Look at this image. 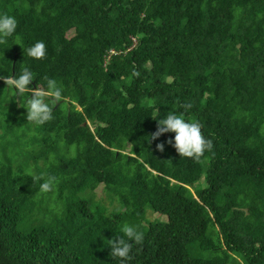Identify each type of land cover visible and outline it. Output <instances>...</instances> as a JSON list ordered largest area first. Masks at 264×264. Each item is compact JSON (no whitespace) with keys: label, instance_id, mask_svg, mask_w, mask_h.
<instances>
[{"label":"trees","instance_id":"trees-1","mask_svg":"<svg viewBox=\"0 0 264 264\" xmlns=\"http://www.w3.org/2000/svg\"><path fill=\"white\" fill-rule=\"evenodd\" d=\"M3 14L18 27L0 77L27 67L63 101L29 123L33 94L0 79V140L29 157L0 156V264H121L108 240L125 224L144 240L124 264H264V0H0ZM37 41L46 59L28 56ZM170 113L213 141L200 162L173 132L151 139ZM27 173L56 176V195Z\"/></svg>","mask_w":264,"mask_h":264},{"label":"clouds","instance_id":"clouds-1","mask_svg":"<svg viewBox=\"0 0 264 264\" xmlns=\"http://www.w3.org/2000/svg\"><path fill=\"white\" fill-rule=\"evenodd\" d=\"M17 27L18 22L15 17L8 14L0 15V44L7 43V38L15 34ZM27 54L37 60L46 59L47 48L45 43L37 41L27 49ZM134 75L138 76L139 73L134 72ZM0 79L4 80L7 87L15 89L14 96L19 95L22 97L25 93L33 94L27 100L26 105L22 104L27 109V121L29 123L42 126L54 119L53 108L57 103L63 101L62 88L58 86L55 79L45 76L44 79L47 81L46 88H41L40 85L36 88H31L29 86L35 80V76L27 67L18 76L9 75L0 77ZM49 100H51V103L48 102ZM183 107L189 109L192 104L187 103ZM169 132L175 133L173 146L182 157L200 162L205 152L211 151L213 148V141L207 139L202 133V125L198 121H186L182 115L170 113L165 118L158 119L157 131L152 133L151 139L154 140ZM168 143L173 144V140L169 139ZM157 148L161 152L164 151V144H157ZM27 175L32 177L34 183L39 184V189L42 193L53 191L57 183V177L54 175H36L33 173H27ZM41 181L43 182L41 183ZM120 231L123 235L119 236L118 239L108 240V244L111 245V257L119 258L121 264H124L125 261L132 259L130 253L133 249V243L142 244L144 234L136 226L129 224L123 225Z\"/></svg>","mask_w":264,"mask_h":264},{"label":"rangeland","instance_id":"rangeland-1","mask_svg":"<svg viewBox=\"0 0 264 264\" xmlns=\"http://www.w3.org/2000/svg\"><path fill=\"white\" fill-rule=\"evenodd\" d=\"M17 96V95H16ZM20 103V99L18 100V104ZM10 109H11V105H10ZM10 111V110H8ZM16 113L14 110H12L11 112L8 113V117L11 116L12 114ZM25 114V113H23ZM0 132H1V129H0ZM28 136V132H27V135L24 136V138H26ZM2 140V139H1ZM0 140V156L6 154V155H9L10 157L12 156V162L14 163V166H25L27 168L28 166V162H29V157L27 156H23V155H17L18 152L20 151V145L16 146V145H12V144H7L6 141H1ZM24 142V139L21 140V144H23ZM8 145V147H7ZM76 145H73V148H75ZM69 151L71 152V147L68 148ZM29 153V152H28ZM42 162V160H40V163ZM34 162L30 165V168L28 169V171H32L33 172V166H34ZM35 173H37V169L34 170ZM38 171H40L38 169ZM199 184L201 186H205V180H204V177L202 178V180L199 182ZM56 192L53 191L52 195L55 196ZM106 194H107V190H104L103 187H99L97 189V195L98 196H101V197H106ZM49 203L52 202V199H49L48 200ZM41 218V216H40ZM148 218L150 220H154V219H164L165 216L159 214V213H156V212H153L152 210H149L148 212Z\"/></svg>","mask_w":264,"mask_h":264},{"label":"water","instance_id":"water-1","mask_svg":"<svg viewBox=\"0 0 264 264\" xmlns=\"http://www.w3.org/2000/svg\"><path fill=\"white\" fill-rule=\"evenodd\" d=\"M119 152V151H118ZM129 155H134V154H132V153H129ZM135 156V155H134Z\"/></svg>","mask_w":264,"mask_h":264}]
</instances>
